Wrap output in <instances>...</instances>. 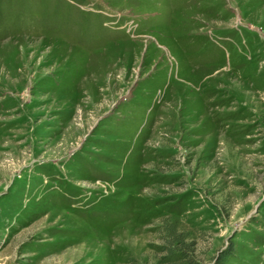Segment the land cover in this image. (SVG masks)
<instances>
[{
	"label": "rangeland",
	"instance_id": "374dc122",
	"mask_svg": "<svg viewBox=\"0 0 264 264\" xmlns=\"http://www.w3.org/2000/svg\"><path fill=\"white\" fill-rule=\"evenodd\" d=\"M0 264H264V0H0Z\"/></svg>",
	"mask_w": 264,
	"mask_h": 264
}]
</instances>
